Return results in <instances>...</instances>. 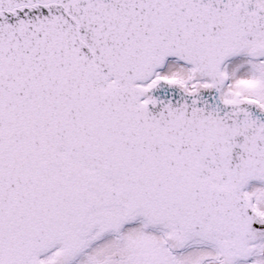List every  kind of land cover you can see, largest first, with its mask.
<instances>
[{"label":"snow or ice","instance_id":"obj_1","mask_svg":"<svg viewBox=\"0 0 264 264\" xmlns=\"http://www.w3.org/2000/svg\"><path fill=\"white\" fill-rule=\"evenodd\" d=\"M0 264H264V0H0Z\"/></svg>","mask_w":264,"mask_h":264}]
</instances>
